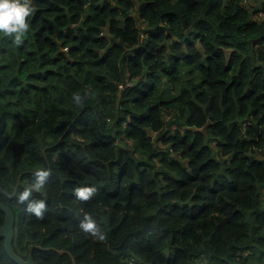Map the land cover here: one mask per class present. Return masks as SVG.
Wrapping results in <instances>:
<instances>
[{
    "label": "trees",
    "instance_id": "trees-1",
    "mask_svg": "<svg viewBox=\"0 0 264 264\" xmlns=\"http://www.w3.org/2000/svg\"><path fill=\"white\" fill-rule=\"evenodd\" d=\"M244 1L33 0L23 43L0 34V186L28 172L0 202L21 257L264 263V2ZM0 264H17L4 243Z\"/></svg>",
    "mask_w": 264,
    "mask_h": 264
},
{
    "label": "clouds",
    "instance_id": "clouds-1",
    "mask_svg": "<svg viewBox=\"0 0 264 264\" xmlns=\"http://www.w3.org/2000/svg\"><path fill=\"white\" fill-rule=\"evenodd\" d=\"M34 12L33 0H0V34L11 37L16 45L22 44L24 38L29 34L31 27L30 17ZM75 99L80 102L82 97L77 93ZM35 175L37 178L34 184L19 194L21 201L28 199L32 194L33 188L42 189L45 186V180L49 176V169L47 167L39 168L36 170ZM95 191L96 188L90 186H82L75 189L78 198L85 200ZM45 206V200L40 199L36 202H30L28 210L40 215ZM81 227L85 231H98L97 221L91 214H86Z\"/></svg>",
    "mask_w": 264,
    "mask_h": 264
},
{
    "label": "water",
    "instance_id": "water-1",
    "mask_svg": "<svg viewBox=\"0 0 264 264\" xmlns=\"http://www.w3.org/2000/svg\"><path fill=\"white\" fill-rule=\"evenodd\" d=\"M25 173H22L18 177L17 184L13 194H9L7 191L3 190L1 186H0V193L5 195L7 198L10 199L15 198L19 193L21 187V181ZM0 211L5 215L4 223L0 225V247L2 243H4L6 252L12 261H14L17 264H35V260L32 253L33 248L46 249V250L51 249V248H43L42 246H31L29 249L30 250V254L28 255L29 257L27 260H25L16 252L14 248V242L16 237V233H15L16 214L14 210L9 205L0 202Z\"/></svg>",
    "mask_w": 264,
    "mask_h": 264
},
{
    "label": "crops",
    "instance_id": "crops-1",
    "mask_svg": "<svg viewBox=\"0 0 264 264\" xmlns=\"http://www.w3.org/2000/svg\"><path fill=\"white\" fill-rule=\"evenodd\" d=\"M244 2H247L246 4H248L250 6L256 7V6L260 5L262 2H264V0H247V1H244ZM262 45L264 46L263 43H259V44L256 45V48L258 49ZM131 145H132V143H131ZM130 149L134 150V148H130Z\"/></svg>",
    "mask_w": 264,
    "mask_h": 264
},
{
    "label": "rangeland",
    "instance_id": "rangeland-1",
    "mask_svg": "<svg viewBox=\"0 0 264 264\" xmlns=\"http://www.w3.org/2000/svg\"><path fill=\"white\" fill-rule=\"evenodd\" d=\"M143 32V31H142ZM144 33V32H143ZM257 49V48H256ZM258 50H259V52H264V46L262 45L261 47H259L258 48ZM262 50V51H261ZM177 128V126L176 125H174V126H172V130H174V129H176ZM130 144V143H129ZM262 199H264V190H263V193H262ZM256 259H258V258H252V262H250V263H248V264H255L256 262H257V260ZM264 264V263H263Z\"/></svg>",
    "mask_w": 264,
    "mask_h": 264
},
{
    "label": "built area",
    "instance_id": "built-area-1",
    "mask_svg": "<svg viewBox=\"0 0 264 264\" xmlns=\"http://www.w3.org/2000/svg\"><path fill=\"white\" fill-rule=\"evenodd\" d=\"M245 1H247V0H245ZM261 16H263V14H261ZM66 49H67V48H66ZM129 85H130V83H127V84H126V86H129ZM120 88L123 89V86H120ZM174 130H175V129H174ZM245 255L248 256V253H246Z\"/></svg>",
    "mask_w": 264,
    "mask_h": 264
},
{
    "label": "flooded vegetation",
    "instance_id": "flooded-vegetation-1",
    "mask_svg": "<svg viewBox=\"0 0 264 264\" xmlns=\"http://www.w3.org/2000/svg\"><path fill=\"white\" fill-rule=\"evenodd\" d=\"M3 241H4V239H3ZM3 241H2V242H3ZM29 251H30V250H29ZM32 253H33V251H32ZM29 254H30V252H29ZM28 257H29V256H27V258H26V259L24 258V259H25V260H27V259H28Z\"/></svg>",
    "mask_w": 264,
    "mask_h": 264
}]
</instances>
